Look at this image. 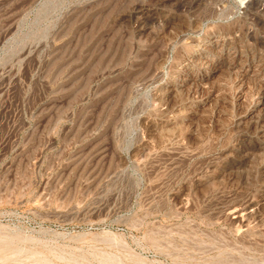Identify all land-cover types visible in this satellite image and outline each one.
Wrapping results in <instances>:
<instances>
[{
	"label": "rangeland",
	"instance_id": "rangeland-1",
	"mask_svg": "<svg viewBox=\"0 0 264 264\" xmlns=\"http://www.w3.org/2000/svg\"><path fill=\"white\" fill-rule=\"evenodd\" d=\"M45 1L0 0V264H264V157L224 158L262 143L255 87L168 92L206 72L223 0H65L36 26ZM261 8L214 30L252 66Z\"/></svg>",
	"mask_w": 264,
	"mask_h": 264
},
{
	"label": "bare ground",
	"instance_id": "bare-ground-1",
	"mask_svg": "<svg viewBox=\"0 0 264 264\" xmlns=\"http://www.w3.org/2000/svg\"><path fill=\"white\" fill-rule=\"evenodd\" d=\"M64 1L65 0L45 1L39 9L35 25L37 26L39 23H41L43 18L51 10L55 9ZM222 2V10L220 14L217 15V22L211 24V27L209 29L210 31L212 28H214L210 32V35L214 36V40H210L204 47L202 52L197 53L189 60V63L192 64V66H196L199 69H206V72H202L198 77H191V75L178 78V82L174 84L175 88L169 90L168 92L172 93L173 95L176 93V90H178V93H182L185 89L188 92H191L194 86L196 87V85L198 84L201 86H206L209 83L218 80L223 74L228 73L230 75L233 74L236 76L235 81L237 83V88L235 90V96L237 101L241 102L245 101L246 97L251 92L249 85H253L255 87V96L253 98L252 107L256 112V114L254 115V122L256 123V125L255 132L252 134V136L258 141H262V143H253V146L250 148L239 145L234 149V152L227 151L224 153L225 159H238V169L247 171V168L250 166L253 159L261 156L264 157V62L260 63L259 60V63L257 65L252 66L253 62L256 60V57L254 55L247 54V52L241 48L239 43L234 41L231 42L230 46L227 47V44L225 45L223 39L219 35H216L217 33L214 30L220 28L217 23L220 24V26L232 25L236 24L240 19L248 18L252 14L254 4H258L259 7L263 8L264 0H223ZM136 14H142V11L136 10ZM140 29H142V27H140ZM215 36H218V38H216ZM32 38L33 33L30 35H26L23 40H30ZM215 59L216 64L214 63L213 66L209 67L207 64L209 62H214ZM197 112L195 110L188 111V119L193 121L196 118ZM251 122H253L252 118H250V123ZM188 126L189 125H187V127ZM262 171L264 173V166L262 167ZM254 211L255 205L248 204L237 210L232 211L230 209L227 212V217H229L236 224L244 225L248 222L249 219L257 216ZM3 241L5 240L0 239V242Z\"/></svg>",
	"mask_w": 264,
	"mask_h": 264
}]
</instances>
